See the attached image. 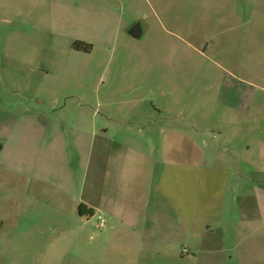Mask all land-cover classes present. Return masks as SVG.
I'll return each instance as SVG.
<instances>
[{"label":"rangeland","instance_id":"1","mask_svg":"<svg viewBox=\"0 0 264 264\" xmlns=\"http://www.w3.org/2000/svg\"><path fill=\"white\" fill-rule=\"evenodd\" d=\"M161 23L177 37L161 38ZM135 24L145 30L139 39L128 34ZM254 33L264 35V0H0V137L3 126L17 124L20 99L41 109L62 107L71 126L82 123L80 139L86 138L78 144L79 132L70 131L65 150L71 155L56 166L63 183L42 185L34 199L10 191L17 168L2 163L17 157L4 161L0 154V264H244L235 246L240 216L232 209L220 246L216 236L210 243L183 229L169 247L156 237L142 241L147 231L105 217L108 194L124 197L125 187L104 185L103 206L94 217L80 218L71 206L81 192L98 187L93 130L107 127L113 137L117 124L131 127L165 104L170 117L178 116L173 125L184 127L194 104L204 110L207 89L227 73L223 69L253 77V50L261 47L259 38L249 39ZM242 38L244 47L238 45ZM189 138L180 141L188 146ZM9 144L17 155V131ZM149 210L146 221L158 222V212Z\"/></svg>","mask_w":264,"mask_h":264},{"label":"crops","instance_id":"2","mask_svg":"<svg viewBox=\"0 0 264 264\" xmlns=\"http://www.w3.org/2000/svg\"><path fill=\"white\" fill-rule=\"evenodd\" d=\"M162 30V35L155 38L158 41L160 35L177 37L163 25ZM141 32L143 37L145 30ZM255 38L260 39L261 47L253 50V77H237L223 69L227 73L221 78L219 75V82L207 89L202 101L204 110L194 104L191 119L184 127L173 125L179 122L178 116L170 117L165 104L157 114H148L149 119L130 123L131 127L117 124L113 137L108 136L107 127L93 130L92 137L98 138L92 150L98 187L87 194L81 192L78 203L71 208L78 209V213L81 208V215L94 217L103 206L104 185L117 191L125 187L124 197L118 196L120 193L108 194L105 217L147 231L142 241L156 237L159 245L169 247L175 244L176 237L181 238L183 229L187 235L208 237L210 243L216 236L220 246L232 209L240 216L235 245L239 248V261L264 264V35L254 33L249 37L251 42L258 41ZM245 40L242 38L241 43L238 39V45L244 47ZM186 44L196 50L190 42ZM259 57L262 63L257 66ZM145 67L150 71L154 65ZM254 89L262 95L252 97ZM179 119L181 123L182 118ZM75 124H69L68 114L58 105L41 109L17 101V124L9 129L3 126L0 137L4 161L6 157H17L12 163L2 161L3 166L17 168V176L10 179L13 183H8L10 191L17 189V197L34 199L39 197L37 188L42 185L63 183L56 170L71 155L65 150L70 131L79 132L78 144L86 143V138L80 139L84 129L78 125L82 123ZM16 131L14 155L9 141ZM186 134L190 135L188 146L180 141ZM75 155L81 158L78 151ZM134 197H138L135 205ZM149 209L158 212V222L146 221ZM184 224L190 226L183 228Z\"/></svg>","mask_w":264,"mask_h":264},{"label":"water","instance_id":"3","mask_svg":"<svg viewBox=\"0 0 264 264\" xmlns=\"http://www.w3.org/2000/svg\"><path fill=\"white\" fill-rule=\"evenodd\" d=\"M128 34L133 38V39H139L141 38L142 32H141V28L139 26V24H135L134 26H132L129 31Z\"/></svg>","mask_w":264,"mask_h":264},{"label":"trees","instance_id":"4","mask_svg":"<svg viewBox=\"0 0 264 264\" xmlns=\"http://www.w3.org/2000/svg\"><path fill=\"white\" fill-rule=\"evenodd\" d=\"M75 49L76 50H82L83 52H89V47L88 46H77V45H75ZM79 213H80V215H81V208H79Z\"/></svg>","mask_w":264,"mask_h":264}]
</instances>
